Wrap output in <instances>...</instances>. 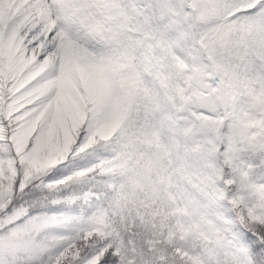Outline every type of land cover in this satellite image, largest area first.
<instances>
[{
	"label": "snow or ice",
	"instance_id": "6c2138e0",
	"mask_svg": "<svg viewBox=\"0 0 264 264\" xmlns=\"http://www.w3.org/2000/svg\"><path fill=\"white\" fill-rule=\"evenodd\" d=\"M0 264H264V0H0Z\"/></svg>",
	"mask_w": 264,
	"mask_h": 264
}]
</instances>
